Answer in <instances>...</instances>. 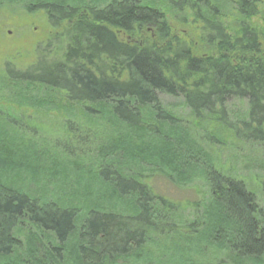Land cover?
<instances>
[{
  "label": "trees",
  "instance_id": "obj_1",
  "mask_svg": "<svg viewBox=\"0 0 264 264\" xmlns=\"http://www.w3.org/2000/svg\"><path fill=\"white\" fill-rule=\"evenodd\" d=\"M24 2L29 10H44L54 38L66 41L63 46L59 41L49 61L41 57L29 70L11 65L0 70V264H119L137 256L155 235L181 223V207L155 194V174L147 168L181 186L202 178L211 197L194 206L202 211L190 228L216 234L217 242L223 240L218 248L235 262L259 264L264 182L218 167L197 137L199 125L187 123L160 98H182L212 134L210 142L224 146L214 134L219 127L232 148L245 145L264 158V14L254 22L257 5L233 4V36L224 22L210 19L221 9L206 0L202 6L198 0ZM188 11L193 23L203 26L200 39L212 53L194 52L175 32L172 22L184 23ZM235 102L244 104L243 118L231 110ZM51 109L64 115L49 119L44 112ZM75 109L92 121L69 118ZM50 120L67 138L58 137ZM52 137L61 156L45 145ZM68 142L78 147L81 159H73ZM86 148L95 151L94 159ZM70 166L110 186L135 211L80 214L75 206L25 192L9 178L26 171L39 176L40 169L55 177Z\"/></svg>",
  "mask_w": 264,
  "mask_h": 264
},
{
  "label": "rangeland",
  "instance_id": "obj_2",
  "mask_svg": "<svg viewBox=\"0 0 264 264\" xmlns=\"http://www.w3.org/2000/svg\"><path fill=\"white\" fill-rule=\"evenodd\" d=\"M214 2L215 8L221 9V14L218 16L217 12V15L212 13L210 19L214 21L219 19L224 22L230 32L236 35L237 30L234 23L237 18L236 11L230 9V3L228 4L224 0H214ZM182 17L184 23L172 22L175 32L189 40L194 52L212 53L210 46L200 39L203 26L200 23H193L194 19L189 16V11L185 15L182 14ZM260 20L257 19L254 22L260 23ZM54 33V27L44 10H37V8L29 10L24 0H0V70L11 65L13 69L26 71L36 66L41 57H45L49 61L51 53L55 51L59 41L61 40L62 46L66 41L64 37L56 40ZM51 43L53 46H49ZM160 98L166 107L174 111L177 110L179 114L182 113L187 123L199 125L196 128L197 137L210 151L218 167L228 171L229 175L230 169H232L233 173L239 177H248L249 179L250 176H257L259 182H264V158L259 155L258 150L248 148L245 145H238L236 149L232 148L230 138L219 133L222 130L219 127L215 128L214 134L221 137L224 146L210 142L209 137L212 134L209 132L206 134L207 130L203 129L205 126L195 121L186 109L182 98H172L165 95H160ZM233 106H231V110L236 112L235 115L243 118L244 104L235 102ZM44 113V116L49 117V119L57 118L61 114L64 115V112L58 113L57 109H51L48 113ZM228 113L230 115V105L228 106ZM68 116L71 119L80 118L83 121L92 119L88 118L81 109H75L73 115L69 113ZM50 121L53 124V129L57 130L58 137L61 138L63 134L65 139V132L57 121ZM54 141L53 137L47 139L45 145L53 150V153L61 156L60 149L54 148ZM67 144L71 145L73 153L76 154L72 155L73 159H81L82 155L78 147L69 142ZM86 150L90 152L88 154H91V157L88 155V158L94 159L95 151L90 148H86ZM90 159L89 163H91ZM41 164L44 167L48 166V160L42 159ZM47 171L40 169L39 176H37V172L26 171V173L13 174L9 178L16 187L25 192L43 199L75 206L80 214H85L91 209L114 210L123 214H132L135 211L131 201L117 199L116 193L110 186L101 180H97L89 173H80V170L73 169L71 166L60 174H54L55 177H47L45 175ZM146 173L155 174L151 182L155 194L167 198L185 210L181 212L180 209V213L178 212L181 215V223L178 224L179 227L175 231L155 235L153 242L147 244L143 251L137 252L135 254L137 256L126 259L119 264H239L231 258L227 251L218 248L217 245L222 244L223 240L220 239L221 241L217 242L215 240L216 234L213 235V232L208 228L206 231L195 226L190 228L191 224L189 223L194 221L196 215H200V211H202L200 208L195 209L194 206L204 204L211 197L209 186L202 178L195 179L188 186H181L174 184L167 179L166 175L159 171L156 172L154 169L147 168ZM262 191L261 196L259 195L260 204L264 205V185ZM196 228L202 232L196 233L194 231ZM244 264L256 263L247 261ZM259 264H264V258Z\"/></svg>",
  "mask_w": 264,
  "mask_h": 264
},
{
  "label": "flooded vegetation",
  "instance_id": "obj_3",
  "mask_svg": "<svg viewBox=\"0 0 264 264\" xmlns=\"http://www.w3.org/2000/svg\"><path fill=\"white\" fill-rule=\"evenodd\" d=\"M199 1V4L200 5H202L203 3H204V0H198ZM207 1H210V4L213 6L214 4L213 3H215L214 2V0H206V2ZM240 0H230V2H231V5H232V9H233V11H235V9H234V6H233V4H235L236 2H239ZM252 2H254L255 3V5H257L256 7H257V10L260 12V14L258 15V16H256V17H254L253 18V20L254 21H256L257 19H261L262 18V16H263V14H264V0H251ZM202 21V20H201ZM233 36H234V34L232 33V32H230Z\"/></svg>",
  "mask_w": 264,
  "mask_h": 264
}]
</instances>
